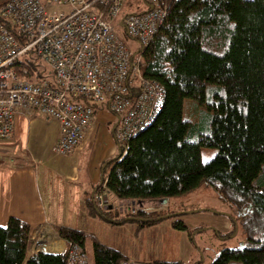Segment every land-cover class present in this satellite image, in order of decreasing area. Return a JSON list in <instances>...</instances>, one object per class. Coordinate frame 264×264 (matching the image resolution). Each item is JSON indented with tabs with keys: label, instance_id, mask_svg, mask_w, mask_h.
Segmentation results:
<instances>
[{
	"label": "trees",
	"instance_id": "1",
	"mask_svg": "<svg viewBox=\"0 0 264 264\" xmlns=\"http://www.w3.org/2000/svg\"><path fill=\"white\" fill-rule=\"evenodd\" d=\"M160 5L165 19L138 52L143 77L163 87L161 105L148 125L116 143V154L102 162L100 183L84 198L87 212L112 225L134 223L137 230L170 219L172 228L191 239L199 229H188L169 199L205 183L245 212L242 245L219 249L209 264H264V0H160ZM17 64L26 76L36 74L32 62ZM185 99L194 105L192 120L182 116ZM201 147L215 149L204 162ZM102 185L133 205L125 211L97 206L93 194ZM55 232L65 241L63 252L28 256L30 228L9 217L0 225V264H68L69 247L76 243L85 250L86 241L93 264L125 259L83 231L55 227Z\"/></svg>",
	"mask_w": 264,
	"mask_h": 264
},
{
	"label": "built area",
	"instance_id": "2",
	"mask_svg": "<svg viewBox=\"0 0 264 264\" xmlns=\"http://www.w3.org/2000/svg\"><path fill=\"white\" fill-rule=\"evenodd\" d=\"M141 9L119 17L136 0H46L67 11H49L40 0H7L0 5V139L13 131L16 112H35L58 122L52 150L71 153L92 121L95 105L115 119L116 143L132 137L154 118L163 87L142 75L139 49L152 40L165 19L160 0H139ZM137 11V12H135ZM139 49L132 52L115 26ZM18 61L32 62L26 76ZM104 185L93 194L104 204ZM68 264H87L85 250L72 244ZM119 264H155L123 259Z\"/></svg>",
	"mask_w": 264,
	"mask_h": 264
},
{
	"label": "crops",
	"instance_id": "3",
	"mask_svg": "<svg viewBox=\"0 0 264 264\" xmlns=\"http://www.w3.org/2000/svg\"><path fill=\"white\" fill-rule=\"evenodd\" d=\"M110 122L113 127L114 117L98 106L76 148L71 153L58 154L52 150L58 138V122L35 112H16L12 133L0 139V225H5L9 217L28 224V256L39 251L63 252L66 244L56 235L55 227H69L94 236L126 259L188 264L196 261L194 247L201 250L193 236L190 239L185 231L172 228L170 219L137 230L131 222L112 225L88 214L84 198L100 183L102 162L115 155L116 142L104 127ZM98 137L101 146L96 144ZM107 203L105 196L103 205ZM131 205L132 202L122 210ZM180 218L188 229H196L197 225ZM197 218L196 224L204 223L205 219ZM211 225L215 235L218 227L230 229L228 222ZM202 231L195 234L202 235Z\"/></svg>",
	"mask_w": 264,
	"mask_h": 264
},
{
	"label": "rangeland",
	"instance_id": "4",
	"mask_svg": "<svg viewBox=\"0 0 264 264\" xmlns=\"http://www.w3.org/2000/svg\"><path fill=\"white\" fill-rule=\"evenodd\" d=\"M42 3H45L49 11H67L68 7L66 5H60L55 7L54 5H49L46 3V0H40ZM130 1V0H128ZM135 1V0H134ZM137 4L134 5H124L120 11L119 17H122L125 14L132 12V9H141L142 4L139 0H136ZM117 35L119 38L126 44V46L132 51L136 52L139 49V45L131 38L126 36L123 27L115 26ZM112 115V114H111ZM113 116V115H112ZM182 116L185 119L192 120L196 117L194 105L191 100L185 99ZM105 130L111 140L113 141L112 134L110 132L112 127V122L105 124ZM115 143V141H113ZM97 146H101V138L98 137ZM215 152L214 148L210 147H201L200 155L201 160L207 161ZM116 154V150L115 153ZM114 156V155H113ZM106 199H108V204L120 211L129 205L132 201L117 199L113 195L109 193H105ZM133 204V203H132ZM108 206L107 204L105 205ZM170 209L181 212L180 217H184L190 223V225H197L196 229H203L202 235L195 234L193 235L194 243L197 247L200 248L201 252H198L197 248L194 247L195 252L193 255L192 263L196 264H209L215 253L221 248H234L242 245L243 242V234L240 228V221L244 215L243 210H238L234 206L230 205L228 202L222 200L213 190L212 188L203 183L197 188L187 193H184L180 196L172 197L169 199L168 204ZM200 216L205 219L203 224L195 223V219ZM213 221V222H212ZM212 222V223H211ZM230 223V229L226 230L218 227L217 230L220 235H226L232 232L228 237H217L213 230L215 227L211 224H217L218 226H223V223ZM192 227L191 229H193ZM206 246V248H203ZM85 252L87 254L88 263L93 264V260L90 253L89 241L85 243ZM190 264V263H189Z\"/></svg>",
	"mask_w": 264,
	"mask_h": 264
},
{
	"label": "water",
	"instance_id": "5",
	"mask_svg": "<svg viewBox=\"0 0 264 264\" xmlns=\"http://www.w3.org/2000/svg\"><path fill=\"white\" fill-rule=\"evenodd\" d=\"M107 208H108V209L111 208V205H108Z\"/></svg>",
	"mask_w": 264,
	"mask_h": 264
},
{
	"label": "bare ground",
	"instance_id": "6",
	"mask_svg": "<svg viewBox=\"0 0 264 264\" xmlns=\"http://www.w3.org/2000/svg\"><path fill=\"white\" fill-rule=\"evenodd\" d=\"M140 48V47H139ZM142 48V47H141Z\"/></svg>",
	"mask_w": 264,
	"mask_h": 264
}]
</instances>
